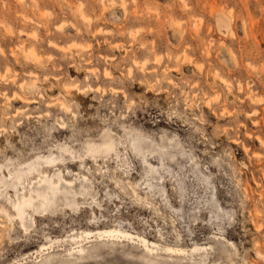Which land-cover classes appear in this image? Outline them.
<instances>
[{"label": "rangeland", "instance_id": "374dc122", "mask_svg": "<svg viewBox=\"0 0 264 264\" xmlns=\"http://www.w3.org/2000/svg\"><path fill=\"white\" fill-rule=\"evenodd\" d=\"M0 76V264H264V0H0Z\"/></svg>", "mask_w": 264, "mask_h": 264}, {"label": "bare ground", "instance_id": "6f19581e", "mask_svg": "<svg viewBox=\"0 0 264 264\" xmlns=\"http://www.w3.org/2000/svg\"><path fill=\"white\" fill-rule=\"evenodd\" d=\"M124 5H122L123 7ZM184 7H186L184 5ZM80 16L82 17L83 20H87V22L89 21V17L86 16L84 13H80ZM80 17V18H81ZM62 25H58L59 30L60 31H64L66 28L65 26ZM180 33H184L183 30L179 31ZM51 45H54L55 47H57L56 43L50 41ZM76 44V43H75ZM71 45V44H70ZM69 45V46H70ZM79 45V44H78ZM67 47L70 51H73L72 48L75 47V45H73V47ZM77 46V44H76ZM59 47V45H58ZM62 47V46H60ZM59 47V48H60ZM62 49V48H61ZM66 49V48H65ZM74 49V48H73ZM75 52V50H74ZM28 57L32 56V59L35 63L39 64L41 63L40 57L38 55H35L34 52H28ZM71 54V53H70ZM137 62H135L136 64ZM146 62L144 61L142 63V67ZM175 70H177L176 68H174ZM129 73H131V68H129L128 70ZM105 73V72H104ZM106 75L109 74L108 71L106 70ZM109 76V75H107ZM3 77H5L3 75ZM0 76V80H5V78H3ZM216 77H214V81H215ZM225 80L222 78V82H224ZM73 90V91H72ZM104 91V90H102ZM114 91H116V89H114ZM70 93L73 94H82L84 93L83 89L75 87L74 85L71 86V90ZM10 98L12 99H17V100H23L26 102H31L32 100H29L28 98L24 97L21 94L18 93H13L12 96H7V103L9 104ZM61 129L64 128L63 125L60 126ZM114 141L113 140H109V141H105L101 144H91L88 146V152H90L92 155L95 154H103V153H109L110 151H112L114 149ZM57 157L53 158L50 156H47L44 158V161L46 162V164L48 165L47 167H53L55 166V162ZM43 160L42 157H37V159L34 162H31L29 164H27L26 169L23 170H17L13 173H9L10 175H13V185L16 186L17 184H21V190L18 191V199L17 201H15L12 204V209L15 211V214L10 215L9 213H7L8 216V221H9V226H13L14 228L16 227V225H18V229L22 230L24 233H26L28 231L29 226L31 225H27V221H29L30 223H34L35 224V220L32 219L31 217V211H37L40 212L39 210H46L47 206H48V202L50 199V196L52 193L55 192L56 190V186H57V182L52 180V178H48L45 175V173L43 171H41L39 168L40 161ZM34 172H37L39 174V178L38 181H36L37 183L41 184V183H46V186L43 187L42 189H35L34 185L32 186H27V188H25L24 185V180L26 178V176L28 174H32ZM59 180V179H58ZM71 181H68L67 183H70ZM26 190H28V193L26 194ZM31 210V211H30ZM0 227H1V223H0ZM99 234H103V236L100 237V239H104V235L108 236L107 238H123V240H129L130 242L135 241V238H140L133 236L130 233H122V232H114V231H103L102 233ZM141 239V244L144 246V248L147 250L148 253H157V248L156 246H158V244L154 243V242H150L149 240H146L145 238H140ZM194 249H198V247L194 248ZM166 251H168V253H172V254H183L184 250L183 249H174L171 247H166L165 248ZM115 254V253H114ZM117 255H121L123 256L124 254H118Z\"/></svg>", "mask_w": 264, "mask_h": 264}]
</instances>
